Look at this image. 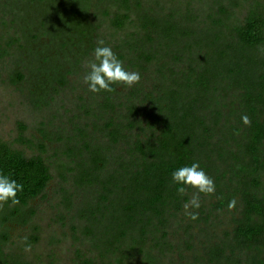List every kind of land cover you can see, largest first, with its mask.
Listing matches in <instances>:
<instances>
[{"label": "trees", "instance_id": "obj_1", "mask_svg": "<svg viewBox=\"0 0 264 264\" xmlns=\"http://www.w3.org/2000/svg\"><path fill=\"white\" fill-rule=\"evenodd\" d=\"M17 1L27 8L55 2ZM60 1V12L69 15L58 32L44 20L35 25L24 20L20 36L0 34V60L10 57L13 45L30 51L32 68H16L9 80L34 82L30 99L37 106L68 86V77L100 40L128 69L148 67L155 79L151 88L139 82L128 89L118 119L113 116L117 86L112 92H90L102 99L95 105L92 133L82 126H74L71 136L43 130L34 141L24 137L20 125L14 142L0 139V171L25 186L18 204L0 207V264H39L9 255L4 247L9 227L25 226L33 218L29 203L53 179V166L62 180L71 175L73 186L85 193L76 214L84 221L80 232L89 249H76L68 263L48 256L41 264H161L169 254L196 248L188 233L194 224L213 230L203 240L206 257H196L195 264H264V0H210L200 19L192 0H182L179 8L176 3L163 8L162 0ZM11 18L2 22L5 30L13 26ZM44 37L57 40L56 56L66 64L55 66V56L31 47ZM48 60L51 64L43 65ZM244 115L249 124L243 123ZM55 139L64 143L65 161L52 165L47 142ZM15 144L37 151L27 156ZM58 153L51 158L58 159ZM193 161L213 178L215 200L195 210V220L184 215L192 224L178 222L186 237L177 245L169 238V220L185 211L195 190L180 196L171 172ZM62 193L70 207L71 195L65 188ZM233 199L232 210L228 202ZM224 214H231L228 226L217 232L222 220L211 219Z\"/></svg>", "mask_w": 264, "mask_h": 264}, {"label": "rangeland", "instance_id": "obj_2", "mask_svg": "<svg viewBox=\"0 0 264 264\" xmlns=\"http://www.w3.org/2000/svg\"><path fill=\"white\" fill-rule=\"evenodd\" d=\"M146 1V0H145ZM186 2V1H185ZM210 0L197 1L192 0L191 8L193 9L196 17L200 19L202 15L209 10ZM163 8H170L172 4L176 3V7H183L182 0H162ZM63 2L55 0L51 3H35L27 8L26 4L18 3L17 0H0V34L10 33L11 35L20 36L22 31L23 21L31 22V25L37 24L39 21H45L48 26L54 31L62 27L65 23L66 17L69 15L68 11L60 12ZM153 1L151 2V6ZM57 6V8H56ZM156 6V5H155ZM13 16L15 19L11 18ZM44 17V18H43ZM11 18L8 29H4L3 21H8ZM198 19V20H199ZM23 23V24H22ZM21 24V26H20ZM22 27L21 29H19ZM18 29V34L16 33ZM104 40L109 42L107 38ZM39 44V43H38ZM42 46V47H41ZM57 40L49 37H44L41 43L37 45L32 44L31 47L39 51L45 50L56 59L53 65L57 63L64 64L61 56H56L55 50L57 49ZM49 47L52 50H49ZM30 48V47H29ZM11 55L6 60H0V139L14 140L19 135V129L24 126L23 135L26 139L38 140L42 138L41 131L58 132L64 136H71L74 126H82L92 133L91 124L95 122L96 104L102 102V99L96 96H91L87 84L84 82V76L88 71L89 61L93 58L90 53L80 64L79 70L75 71L68 77V86L59 88L58 92H52L48 95L49 102L45 105L37 106L35 101L30 99V90L33 88L32 83H23V85L12 84L9 80L13 71L18 69H31L30 51L25 49H18L17 45L10 48ZM24 60L22 64H14L15 60ZM54 60V59H53ZM30 62V63H29ZM51 64L48 60L43 65ZM66 64V63H65ZM27 66V67H26ZM26 67V68H24ZM23 68V69H22ZM129 70L137 71L141 74L140 83L145 89L151 88L154 83L153 73H150L149 68L146 70L138 71L137 66ZM37 77L32 81H35ZM130 88L117 87L116 94L113 95V102L117 107L116 113L113 114L116 119L121 118L125 110L127 99V91ZM88 110L92 113L88 114ZM21 125V126H20ZM53 141V142H52ZM47 142L48 146V161L51 164H58L65 161L61 150L64 143H59L57 140ZM103 141V139L101 140ZM105 141V140H104ZM37 142V141H36ZM17 145V144H15ZM24 150L25 155L30 156L37 150L34 148H27L26 146L17 145ZM119 147H122L119 145ZM35 150V151H34ZM58 151V159L51 158L52 153ZM53 179L48 186L44 189L43 194L37 199L29 203V208L34 210V216L31 221L25 226L11 225L9 227L10 241L5 245L4 250L7 254L13 255L22 260L41 262L48 260V256L61 263H68L70 256L75 253L76 249L80 248L84 251L89 249L87 240H83L80 232L81 221L76 212L79 204L83 201L81 190H77L73 184L71 175H68V180H62L61 177L55 172V167H52ZM63 188L67 189L71 195V205L67 207L64 203ZM195 191L190 194V199L195 195ZM200 195V194H199ZM215 200L214 195L205 196L200 195L201 206H206ZM233 210V209H232ZM185 211L181 212L177 219H170L169 238L172 242L178 245V242L186 237L185 229L178 223L182 220V224H192L188 217L184 218ZM226 214L213 217L211 222L222 220L217 224V232L224 230L228 223L226 222L231 214ZM226 217V219H222ZM182 225L183 227H185ZM77 226V231L72 229ZM203 230V232H201ZM194 235L193 240L196 241V248L182 249V255L179 252L169 254L168 258H164L161 264H195L196 257H206V245L203 242L204 238L211 236L213 233L212 227L205 224H194L188 231ZM36 235L37 241L29 243L31 237ZM80 236L81 239L78 237ZM215 241V240H213Z\"/></svg>", "mask_w": 264, "mask_h": 264}, {"label": "clouds", "instance_id": "obj_3", "mask_svg": "<svg viewBox=\"0 0 264 264\" xmlns=\"http://www.w3.org/2000/svg\"><path fill=\"white\" fill-rule=\"evenodd\" d=\"M92 59L88 64V71L84 76V82L88 90L94 94L112 92L113 86L132 88L141 80V74L137 71L129 70L124 62L118 59L116 53L110 46L105 45L103 40L98 41L97 47L93 50ZM244 124H249V118L242 116ZM171 181L176 185V191L183 196L188 189L195 190L192 196L184 204L185 214L190 219H197L198 213L195 211L201 207L200 195H213L216 185L199 161L191 164L182 165L171 172ZM24 184L13 178L10 174L0 171V207L9 202L13 205L18 204V193L24 191ZM236 201L230 200L228 208L232 209ZM193 211H189V209Z\"/></svg>", "mask_w": 264, "mask_h": 264}]
</instances>
